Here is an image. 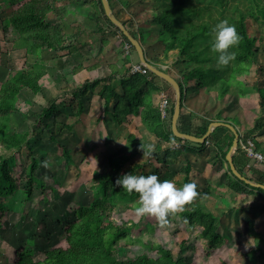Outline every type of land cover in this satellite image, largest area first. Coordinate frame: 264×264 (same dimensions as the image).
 <instances>
[{
  "label": "trees",
  "instance_id": "obj_1",
  "mask_svg": "<svg viewBox=\"0 0 264 264\" xmlns=\"http://www.w3.org/2000/svg\"><path fill=\"white\" fill-rule=\"evenodd\" d=\"M146 1L151 3V7L149 17L145 18L144 22L151 29V33L156 32L163 55L167 56L170 50L177 51L175 68L181 74L185 70L190 73L194 87L192 93L203 88L206 93H215L219 100L226 95H231L233 98L236 95L256 98L257 106L250 109L255 112L256 117L250 126H244L239 140L243 142L251 139L254 149L259 152L262 149L259 147L261 140L259 141L256 136L264 128V66L257 64L256 57L258 44L264 37V0H123L122 8L135 3H146ZM88 3L92 9L89 16L95 21L98 29L106 25L118 33L123 41L128 42L127 38L106 17L100 0H89ZM109 3L113 10L112 1L109 0ZM7 8L10 11L0 18L1 32L3 35L5 33L11 35L10 41L14 42L17 48L24 50V58L35 55L39 50L58 51L66 48L60 22H52L48 15L53 13L59 18L63 17L69 10L64 0H0V11ZM114 14L118 17L116 11ZM221 19H228L234 24L240 36L239 43L229 49L235 51L236 56L228 65L217 64L218 53L211 47L214 37L212 29ZM248 19L256 22L259 34L249 32ZM122 22L142 45L140 33L142 26H137L131 18ZM132 51L135 52L133 46L122 58L123 64L128 63V67L120 70L113 68L107 77L87 79L75 88L71 104L73 107L77 106L75 111L72 108L69 112H62L54 100L49 101L48 105L42 106L40 112L36 114L37 118L33 120L31 129L14 126L11 116L21 113L19 104L23 91L26 90L25 92L35 95L41 90L39 79L45 73L44 61L35 60L27 65L24 61L21 68L10 70L0 81V227L2 226L1 213L15 206L18 192L23 194L25 201H31L33 195L39 191L48 193V186L53 190V184L57 182L53 176L44 181L39 173L41 162L34 155L30 138L35 131L36 134L48 132L50 120L55 123L60 119V115L64 118L70 116L79 118L84 113L83 103L90 92H96L98 97L104 100V112L109 113L112 120L121 124L127 120L128 115L137 116L146 130L154 133L157 138L167 144V147L160 152L161 155L153 152L150 156L155 155L158 162H163L167 168L169 165L180 163L177 179L173 180L176 186L180 187L192 181L191 165L189 161L185 159L184 162L180 157L185 155L187 150L193 153L201 152L205 144L209 143V138H212L218 160L222 164L226 163L228 177L226 185L237 193L245 194L256 190L264 195L263 189L245 184L232 174L225 159L234 138L229 128L222 127L221 135L214 136L212 132L204 142L184 140L178 147L168 146L174 140H182L174 136L170 127L174 101L173 89L148 69L145 74L130 73ZM148 60L156 65L161 59L155 56ZM78 69L79 67H76L73 73ZM164 70L169 72L167 68ZM117 74H121L119 78L116 77ZM117 85L121 87V93L115 90ZM180 90L181 109L185 102L181 85ZM160 92L166 94L169 102L164 117L161 116L158 104L153 103V95L158 96ZM74 99L78 103H74ZM113 100L112 110L109 111L108 107ZM219 117V113H216L214 119ZM221 119L230 121L228 116ZM74 125V122H63L61 127L77 137L79 135ZM177 128L181 132L197 137L202 136L207 130V126L202 124L194 127L192 118H186L183 114L180 115ZM50 138L60 145L61 157L65 165H73L72 149L59 144L55 134H50ZM138 141L139 139L133 133H129L125 138V144L131 148ZM142 145L147 146L148 143ZM158 147V145L154 146V151H158ZM22 149H27L30 160L21 168L16 165L14 152ZM139 153L141 151L135 149L132 151L121 149L119 152L109 153L105 166L92 171L91 178L86 184V188L91 191V198L87 202L75 203L71 210L73 218L64 227L63 225L59 227L65 241L64 246L52 245L42 259H37L35 256L37 248L34 243L26 241L14 249L10 264H192L187 255L189 251L187 245L190 242L199 243L206 256L221 247L224 243L223 239L229 237L227 228L225 229L222 225L223 216L226 213L222 209L210 208L206 204L205 199L212 195L209 188L197 189L198 194L193 200L187 202L183 208L171 212L169 217L164 219L171 218L173 222L181 223L187 234V238L179 243L180 250L177 255L156 240L147 244L141 237H133L131 229L136 225L135 223L130 222L123 227L117 224V220L112 217L113 213L126 209L135 210L139 204V193L135 191L129 193L122 185H117V177L127 172L136 175L149 174L143 168V162L132 161V157ZM250 159L253 160L245 155L238 144L233 163L239 173L247 178L249 176L246 173V165ZM248 169L252 167L249 166ZM158 170L156 168V174L159 175ZM256 181L264 183L261 178ZM47 200L48 197L45 196L44 201ZM44 219L46 220L45 216L43 220H40L44 223L42 231L49 234L50 230L56 226H52L48 231L49 222L45 223ZM57 223L60 224L61 221ZM101 223H104V226ZM128 244L133 246L134 256L132 257L122 256ZM183 249L186 250L185 254L182 253ZM153 251L156 253L155 256L151 254ZM221 264L225 263L221 262Z\"/></svg>",
  "mask_w": 264,
  "mask_h": 264
},
{
  "label": "rangeland",
  "instance_id": "obj_2",
  "mask_svg": "<svg viewBox=\"0 0 264 264\" xmlns=\"http://www.w3.org/2000/svg\"><path fill=\"white\" fill-rule=\"evenodd\" d=\"M111 1L114 7V11L118 13V17L121 20H128L130 17L132 20L136 19L138 23H143L145 18L149 17V8L151 7V3L148 1H146V3H135L124 8H122L124 6L123 0ZM72 2L73 7H75L76 5L77 8H80V11L83 9V7L91 10V7H89L90 5L88 3L89 0H64V4L66 5H69V3ZM59 5L62 6V3L59 2ZM9 11V8L0 11V18L4 17ZM134 15L138 16L134 18ZM49 16L50 18L53 17L51 14ZM67 17L69 21L72 19L70 15H68ZM84 21L87 22V24H93L94 22V20H92L91 22L88 21L87 18H85ZM84 24L86 25V23ZM247 26L251 34H259L258 26L253 19L247 20ZM68 27L69 30H72L74 26H69L68 23ZM140 33L143 45L146 43L148 45L151 40L159 42L156 37V32L153 31V33H151V29L147 26H142L140 28ZM89 38H92L91 35H89ZM2 41L3 42L0 43V60H11V58H13L11 57V55L13 54L12 48L17 47L15 46L14 42H12L11 45L10 43L7 44L4 39H2ZM89 48L95 47L88 46L86 48L87 51L83 49V52H91V49ZM129 50L130 49L125 48V41L123 42L122 39L118 41L117 50H115L117 52V56L123 58V56L129 52ZM16 53V57H19V54H23L24 52L22 51V49H18ZM37 54L38 53H36V55ZM132 54V59L137 60L136 53L132 51ZM84 56L88 57L89 55L85 54ZM26 58V65L32 63L33 58L31 56L28 55L26 56ZM83 59L85 58L83 57ZM160 59L162 60V58ZM166 60H171V58H166ZM172 60H175L173 56ZM256 61L258 65L264 66V37L258 44ZM66 64L70 66L72 64V61L67 60ZM162 69L164 70V68ZM69 73L70 72L66 73L68 78L71 77ZM178 82L182 87L183 100L186 102V100L191 99L194 88L191 83L192 79L190 73L187 70L182 72L181 80ZM64 84L65 82L63 80H59L58 84H56L54 87L52 86V84H49L48 86L42 88L43 92L40 95L38 94L36 96L32 95L30 92L24 93L22 95V98H20L21 103L19 104L21 113L11 116L12 124L14 126L21 127L22 129H31L33 120L37 118L36 114L40 112L42 106H47L50 99L52 98H54V101L58 107L67 106V108H69L68 105L70 104L71 100H73V96L70 95V92L68 90H63V88H65ZM72 86H75V84L73 83ZM51 87H53L52 91L50 90ZM73 88L74 87H72L71 90H74ZM49 90L50 92H52L50 95L46 94V92L48 93ZM212 93L213 92H210V95H213ZM236 96L237 98H247V95ZM224 98H226V100L222 101V103L229 109L226 110L223 114L228 116L230 118V121H233V123L236 125L238 120V113L237 111H235V108L241 106L239 104L240 102L237 98H232L230 95H227ZM248 98L249 100H243V103H247V105H245L248 106L245 108L250 109L253 106H257V101L254 98ZM157 101H155V103H157ZM102 103L103 100H101L100 102L98 101V106L97 103H95V110L92 106L91 114L87 115L86 117L85 115H81L79 118L78 116L74 118H64L63 115H60V119L55 123L50 120V129L48 131L49 133L43 131L40 134H36L35 131L33 136L30 138V143L34 148V155L37 156L41 162L38 170L39 173L43 176L44 181H47V179H51V176H53L57 182L53 184V190L49 189L48 186V193H46V191H39L33 195L31 201H25L23 199V194L21 192H18L15 198V206L10 210L1 213L2 226L0 227V264H10L14 249L19 247L26 241H32L34 243L35 248H37L35 254L37 259H42L52 245L64 246L65 241L62 236V232L59 231V227L61 228L62 225L64 227V225L73 218L71 210L75 203L79 201L87 202L91 198V191L86 188V184L91 178L92 171L94 169L104 167L108 154L114 153L117 150H120L122 146H124L125 133L131 132L135 136H137L139 141L133 147L134 149H139L141 151V145L143 141L154 140V136L149 135V133L145 131V127L141 122H139L140 120L137 116L133 118L132 115H128L125 124L123 123L121 126L114 129L112 127L113 123L110 120V115L108 116V114L105 113L104 123L106 124L107 121L110 131L112 130V134L109 137L107 135L106 125L104 126L100 123V121L98 122V124L90 121V117L94 118V116L99 115L100 118L103 115ZM183 107L184 105H182L181 109H183ZM72 108L73 111H75L77 109V106L75 105V107ZM108 109H111V106H109ZM63 111L64 110H62V112ZM23 114L25 116H23ZM250 115L254 117L255 114L250 113ZM242 118L241 119L243 120V122H251V118L249 117L246 119L244 115H242ZM76 119H78V121H76ZM63 122H74L75 124H79L81 126L80 129H75L79 136L75 137L71 132L63 129L61 127V124ZM50 134H55V137L59 141V144H63L72 149L71 154L74 161L73 165H65L64 160L61 157L60 145L51 140ZM259 134L264 135V128L259 132ZM64 140H66L67 142H65ZM29 155L30 154L27 149H22L19 152L15 151L14 156L17 162L16 165L21 168L26 166V164L29 163L30 160ZM43 161H48V166H45ZM244 187L247 186L244 185ZM45 196L48 197L47 201H44ZM212 201L214 200L210 198L205 199L206 204L210 208L215 207L218 210V207H224L223 205L225 204V202L223 200H218V203L215 201V204ZM29 203L31 204L29 205ZM169 215L170 213L168 214V217ZM44 216L46 218V220L44 219L45 223L49 222L47 230H50L52 226H56L57 228L56 229L54 227L53 229H51L49 234H46V232L42 231L44 223L40 220H43ZM112 217L117 220V224L120 227L126 226L130 222L135 223L136 225H134V227L131 229V234L133 237H141L147 244H149L151 241L156 240L162 243L165 247L169 248L174 255H177L179 253L180 241L187 238V234L184 230L183 225L181 223L177 224L176 222H173L171 218L161 221L156 216L151 214H145L143 216L138 215L135 210L132 209L121 210L119 212L113 213ZM238 219L239 217L237 218L236 214L232 217H230L229 214L223 216L222 225L225 229L227 228L226 230H228L229 232L228 236H234L235 240L229 241L224 238V243L222 244V246L217 248L209 256H206L204 254V250L199 245V243L190 242L187 245L189 246L187 255H189L191 263L221 264V262H224L225 264H246V262H248V264H256V260L260 259L264 264V236L262 238V236L258 235L259 231L261 229H264V224H261V227L259 228L254 222L251 223L249 225V232L246 239L245 236L242 237L240 235V232L245 229V225L240 228V226L237 224L239 222ZM57 221H61V223L59 224L57 223ZM101 225L104 226V223H101ZM233 241L235 242V244L234 246H231V243ZM126 248L123 250L124 253H122V256H134L132 249L133 246L131 244H128L126 245ZM185 251L186 250L183 249L182 253H184ZM238 253L240 254V256H243V259H238L239 256L236 255ZM151 254L153 256L156 255L155 251L151 252ZM229 257L232 259L231 261Z\"/></svg>",
  "mask_w": 264,
  "mask_h": 264
},
{
  "label": "crops",
  "instance_id": "obj_3",
  "mask_svg": "<svg viewBox=\"0 0 264 264\" xmlns=\"http://www.w3.org/2000/svg\"><path fill=\"white\" fill-rule=\"evenodd\" d=\"M90 5V4H89ZM68 7V12L64 14L63 17L59 18L53 13H49L48 15H52L53 17L49 18L52 22H60L62 28H63V34L65 37L64 46L66 48L58 50V51H52V50H39L37 55H32L33 61L35 60H43L45 64V73L44 75L39 79V84L41 85V90L36 93V95H40L43 92L44 87L48 86L49 84H52L54 87L56 84H58L59 80H63L65 82V88H63L64 91L68 90L70 92V95L73 96V91L76 87L80 86L85 80H93L98 78H105L109 74H111V71L114 69H124L125 67H128V63H124L122 61V58L117 56V44L118 41L121 40L118 33L112 31L110 28H108L106 25H102L101 29H98L97 25L95 24V21L93 24L85 22V18H87L88 21H92L93 19L89 16L91 14L92 9L89 10L86 7H83V9L80 11V8L73 7V2L69 3V5H66ZM91 7V6H89ZM82 8V7H81ZM114 10V9H113ZM72 12V13H71ZM115 12V11H114ZM70 15L72 19L69 21L67 16ZM140 15V14H138ZM138 15H134V18H136ZM119 18V17H117ZM120 19V18H119ZM130 19V17H129ZM121 20V19H120ZM126 21V20H121ZM134 23H136L137 26H147L145 22L138 23L137 20H133ZM73 25L74 27L72 30H69L68 27ZM86 23V25L84 24ZM89 35H91V39L89 38ZM10 36L7 33L3 35V32H1V25H0V43H2V39L8 44L10 43L12 45V42L10 41ZM70 38V39H69ZM124 42V41H123ZM95 47V48H89L91 49V52H85L87 51V47ZM161 46L160 42H155L153 40L150 41V43L147 45L142 44L144 54L146 58H153L155 56H159L162 58V60H159L156 64V66L160 68H167L169 70V74L172 75L177 81L181 80V73L178 72V70L175 68L174 61L172 60V56L175 59L176 56V50H170L167 54V56L163 55L161 52ZM20 50V48H12L13 54L11 55V60H0V81L3 80L7 73L10 70L19 69L24 65V61L26 57L24 58V53L19 54V57H16L17 53L16 51ZM83 49L85 51L83 52ZM93 49V50H92ZM24 52V50L22 49ZM88 54V57H85L84 55ZM161 55V56H160ZM133 56V55H132ZM83 57L85 59H83ZM16 58V59H14ZM31 58V59H32ZM166 58L171 60H166ZM67 60H71L72 64L68 66L66 64ZM32 61V62H33ZM6 62V65H5ZM139 62V61H138ZM131 63H137V60H131ZM31 64V63H30ZM76 67H79V69L73 73V70H75ZM67 72H70V76L66 75ZM121 74H117L116 77L119 78ZM49 84H48V83ZM75 84V86H72V84ZM78 83V84H77ZM50 90L52 91V88ZM72 87H74V90H71ZM48 91L46 94L50 95L52 92ZM115 90L118 93L122 92V89L120 86H116ZM26 91V90H25ZM23 91L22 95L24 93H28ZM54 93V92H53ZM213 95H210V92L206 93L203 88L198 89L196 92H194L191 96V99L186 100L184 102L183 109H180V115H184L186 118H192L193 126L196 127L197 125H204L207 126L212 121H223L228 122L232 124L237 131L240 133L244 129V126L248 125L250 126L253 123L254 118L256 117V114L254 111L250 110L246 106L247 103H243V100H249L248 96L247 98H237L240 102L238 108H235V111L238 113V120L237 124L235 125L233 121H225L222 120L221 117H225L226 115L223 114L226 110L229 108L225 107V105L222 103V101H225L226 98L218 99L215 93H212ZM54 95V94H53ZM227 96V95H226ZM231 96V95H230ZM233 98V96H231ZM22 98V96L20 97ZM256 100L255 97H252ZM54 100V98L50 99V101ZM102 99L98 97L96 92H90L88 97L84 100L83 108L84 113L82 115H85V117L89 114H91L92 106L95 110V103L98 101L100 102ZM235 100V99H234ZM21 101V100H20ZM91 101V102H90ZM155 101H157V95H153V103L155 104ZM257 101V100H256ZM90 102V103H89ZM21 103V102H20ZM78 103V101L74 102ZM72 100L70 104L65 107H58L64 112L68 111L73 107ZM114 104V100L111 101L110 105L111 109H108L109 111L112 110V105ZM158 104V101L157 103ZM246 104V105H245ZM102 116L99 118V115L90 117L91 122H95L98 124L100 121L101 124L104 126L106 125L107 129V135L110 137L112 134V130L108 132L109 124L106 121V124L104 123V100L102 103ZM256 106H253L254 108ZM217 109V111H216ZM216 113H219L220 117L219 119H214ZM250 113L255 114L254 117L250 115ZM108 116L109 113L106 112ZM194 114V115H193ZM180 115L177 121V124L179 125L180 122ZM242 115L247 119L248 117L251 118V122H243ZM192 116V117H191ZM71 118H74L73 116H70ZM134 118L135 116L132 115ZM242 118V119H241ZM110 120L113 123L112 127L114 129L121 126L123 123L119 124L112 120L110 115ZM140 122V121H139ZM79 124H75V129H80ZM105 127V128H106ZM222 127L225 126H218V128L213 129V135H221L223 134ZM149 135L154 136V140L151 141H143L142 144L148 143L153 144L154 146H159L158 151H153L155 154L161 155V151L164 150V148L167 147V144L162 142L159 138L155 136L154 133L149 132L144 128ZM131 133L127 132L124 134V138ZM210 133V134H211ZM73 134V133H72ZM209 134V135H210ZM75 136V134H73ZM144 137V136H143ZM217 137V136H216ZM259 141L261 140L260 146L262 149L259 150L262 154H264V135L257 134ZM182 139V138H181ZM209 143L205 144V147L202 149L199 153H193L187 150L185 155H182L180 158L185 162V159L189 161L191 165V171H190V178L192 181H195L198 187V190H202L205 188H209L212 195H209L210 199H213L212 201L215 204V201L218 203V200H223L225 204L223 205L224 209L222 207H218L219 209L224 210L226 214H229L230 217L236 214V217L238 219V225L240 228L245 225V229L240 232V235L247 239L248 232H249V225L251 223H255L257 227H261V224H264V196L256 191L253 190L249 193L241 194L233 191L228 185H226V181L228 180L227 172H226V163L223 164L218 160V157L216 155V148L213 144V139L209 138ZM184 140V139H183ZM242 141L239 140L238 144L241 146ZM142 148V147H141ZM188 148V147H187ZM238 148V146H237ZM121 149L124 151L127 149V151H132L134 147H129L128 145L124 144V146L121 147ZM120 149V150H121ZM191 149V148H188ZM120 150H117L118 152ZM138 151H141L139 149H135ZM237 150V149H236ZM116 151V152H117ZM236 154V151H235ZM234 154V155H235ZM141 157V158H140ZM160 158V157H159ZM133 162H143L144 166L143 168L148 172L156 173V168L159 169V179L161 180H168L171 179V181L177 179V170L180 166V163H175L173 165H169L168 168L164 165L163 162H158L156 159V156H143V149L141 153L137 154L136 156L132 157ZM228 164V163H227ZM251 166L252 169H248V167ZM246 173L249 176V179L251 180H257L259 178L264 180V164L261 162H257L254 160L249 161V163L246 165ZM258 182V181H257ZM264 184V183H263ZM214 195V196H213ZM221 204V203H220ZM234 212V214H233ZM229 220V219H228ZM227 220V222H228ZM232 222V221H231ZM232 224V223H231ZM258 230V228H257ZM260 230V229H259ZM258 235L264 236V229H261L258 233ZM241 237V238H242ZM240 239V238H239ZM226 240L232 241L235 240L234 236H230ZM235 242L233 241L231 246H234ZM229 246V247H231ZM238 259H243L242 255L236 254ZM230 258V257H229ZM232 259L230 258V261ZM257 259L256 264H263V261ZM242 263V262H241ZM248 264V262H246ZM255 264V263H250Z\"/></svg>",
  "mask_w": 264,
  "mask_h": 264
},
{
  "label": "clouds",
  "instance_id": "obj_4",
  "mask_svg": "<svg viewBox=\"0 0 264 264\" xmlns=\"http://www.w3.org/2000/svg\"><path fill=\"white\" fill-rule=\"evenodd\" d=\"M214 33L212 49L218 53V65H228L236 56L235 51L229 49L237 45L240 40L236 26L228 19L219 20L212 29ZM143 156H149L154 151V145H141ZM48 166V161H43ZM117 185H122L129 193H139V204L135 208L138 215L151 214L163 221L169 213L181 209L187 202L197 196V184L188 181L178 187L171 180H161L158 174L124 173L117 177ZM252 240V239H251ZM250 240V241H251Z\"/></svg>",
  "mask_w": 264,
  "mask_h": 264
},
{
  "label": "water",
  "instance_id": "obj_5",
  "mask_svg": "<svg viewBox=\"0 0 264 264\" xmlns=\"http://www.w3.org/2000/svg\"><path fill=\"white\" fill-rule=\"evenodd\" d=\"M100 2H101L102 9L106 17L115 27L119 29V31L127 38V41L135 49L139 63H141L146 69L154 73L159 78L163 79L165 82H167L172 87L174 101H173V111H172V116H171V121H170V127H171V130L174 136L178 138H182L184 140L192 141V142H204L205 138L213 131L214 128L218 126H225L229 128L232 131L234 138L232 140V143L228 151L226 152L225 159L228 163V166L232 174L238 179L242 180L245 184H248L252 187H258L264 190L263 183L257 182L255 180H251L243 176L241 173H239V171L236 169L233 163V157H234L235 151L238 146V141H239V132L232 124L228 122H223V121H212L207 125L206 132L200 137H197L192 134L185 133V132H181L177 128V121L180 115V105H181V90H180L179 82L168 72L154 65L152 62L148 60V58H146L141 43L139 42L137 38H135L130 33V31L125 27L123 22L119 18H117V16L114 14L110 6L109 0H100Z\"/></svg>",
  "mask_w": 264,
  "mask_h": 264
},
{
  "label": "built area",
  "instance_id": "obj_6",
  "mask_svg": "<svg viewBox=\"0 0 264 264\" xmlns=\"http://www.w3.org/2000/svg\"><path fill=\"white\" fill-rule=\"evenodd\" d=\"M131 44L129 42H125V48L130 49ZM129 72L130 73H146V68L139 62L137 63H130L129 65ZM158 98V108L161 113V116H166V108L169 104L168 97L164 92H160L157 96ZM184 140L181 141L174 140L168 144V146L174 148L180 146ZM241 148L244 151L246 156L251 157L254 161L261 162L264 164V155L254 149L253 141L251 139H246L241 143Z\"/></svg>",
  "mask_w": 264,
  "mask_h": 264
}]
</instances>
